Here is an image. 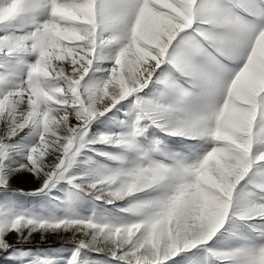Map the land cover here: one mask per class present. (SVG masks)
I'll use <instances>...</instances> for the list:
<instances>
[{
    "label": "snow or ice",
    "instance_id": "snow-or-ice-1",
    "mask_svg": "<svg viewBox=\"0 0 264 264\" xmlns=\"http://www.w3.org/2000/svg\"><path fill=\"white\" fill-rule=\"evenodd\" d=\"M0 258L264 264V0H0Z\"/></svg>",
    "mask_w": 264,
    "mask_h": 264
},
{
    "label": "rangeland",
    "instance_id": "rangeland-1",
    "mask_svg": "<svg viewBox=\"0 0 264 264\" xmlns=\"http://www.w3.org/2000/svg\"><path fill=\"white\" fill-rule=\"evenodd\" d=\"M115 111V110H113ZM111 115V114H109ZM123 118V113L121 112L118 116V119ZM14 187L23 189L24 191H31L35 187V180L34 177L31 174L28 173H21L18 174L13 178L12 181ZM55 195V193H54ZM20 200L24 201L25 203L28 204H33V203H47L51 197H25L21 196L19 197ZM63 241L57 237L56 235H52V237L46 241H41L39 234H36L35 239L31 242L32 245L30 247L34 249H43V248H52L56 249L59 252L63 253L64 249L61 248L60 244ZM0 264H14L13 261L7 260V258H0Z\"/></svg>",
    "mask_w": 264,
    "mask_h": 264
}]
</instances>
